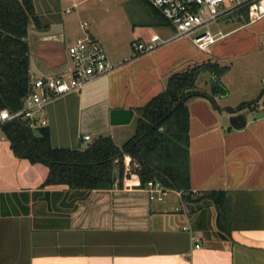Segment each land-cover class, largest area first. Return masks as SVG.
<instances>
[{"label":"crops","instance_id":"1","mask_svg":"<svg viewBox=\"0 0 264 264\" xmlns=\"http://www.w3.org/2000/svg\"><path fill=\"white\" fill-rule=\"evenodd\" d=\"M32 1L41 27L28 25L29 77L59 75L67 67L69 42L82 35L81 23L96 9L88 16L85 0ZM129 3L136 4L134 12L145 18L143 24L154 29L151 35L162 38L161 31L171 29L155 24L143 1ZM87 31L101 44L95 26ZM134 62V56L116 58L110 73L41 110L52 147L76 149L83 146V134L91 139L109 135L117 146L131 137L138 109L150 91L160 89L158 84L164 90L171 75L137 81L145 85L143 92L129 73ZM223 86V97H209V82L206 95L185 103L189 189L166 188L161 202L148 199L134 173L127 184L111 189L42 186L47 167L16 158L0 129V264H264V95L241 83V92L250 93L230 104V90ZM242 103L248 104L238 108ZM218 192L228 201L222 228L211 198H185L187 193L196 198Z\"/></svg>","mask_w":264,"mask_h":264},{"label":"trees","instance_id":"2","mask_svg":"<svg viewBox=\"0 0 264 264\" xmlns=\"http://www.w3.org/2000/svg\"><path fill=\"white\" fill-rule=\"evenodd\" d=\"M141 1L148 5L155 24L170 27L156 8L147 0ZM235 16L248 22L244 9L237 11ZM31 22L41 27L32 0H0V110H18L28 92L29 47L25 38ZM201 69L211 75L209 97L225 96L227 90L221 83V76L228 70L226 66L208 61L172 73L164 90L138 109L133 134L121 146L109 135L99 134L76 149L54 148L50 145L47 127L39 128V135H34L20 120L2 122L0 129L16 158L47 167L42 186L62 185L71 190L111 189L114 184L122 187L134 173L140 188L153 181L165 188L186 192L189 180L185 103L194 96L206 95L194 90ZM245 104L248 103L238 108ZM185 198L193 202L211 198L218 210L217 225L222 228L221 218L228 202L223 192L196 198L187 193Z\"/></svg>","mask_w":264,"mask_h":264},{"label":"rangeland","instance_id":"3","mask_svg":"<svg viewBox=\"0 0 264 264\" xmlns=\"http://www.w3.org/2000/svg\"><path fill=\"white\" fill-rule=\"evenodd\" d=\"M123 1L85 0L83 3L88 16L89 10L96 9L94 14L84 19L87 20L88 27L95 26L98 29L101 45L111 62H114L116 58H131L133 52L130 44L146 39L154 32L152 27L143 24L142 21L145 18L136 11L134 12L136 4L129 3L127 0L126 14L124 7L127 3H121ZM147 16L149 15L147 14ZM205 29L213 35L226 34L224 39L212 45L210 50L212 51V62L229 68V71L221 78V83L227 84L230 90L227 102L233 104L241 96L246 97L250 93L249 89L245 90L244 94L241 92L239 89L241 83H246L249 88H259L258 92L264 95V17L247 24L236 17L234 13L209 24ZM172 33V30L166 27L159 35L163 38L172 35ZM169 43L158 47L151 53L135 57V62L129 66V73H131L129 75L132 81H135V85L139 89L141 87L143 92L145 85L141 86L137 81H160L162 76L158 77L159 71L162 68H164L163 71L167 69L168 65H171L172 59L184 58L196 53L191 42V35L174 39ZM199 55L205 57L203 53L199 52ZM158 66L160 68H157ZM209 82L210 73L206 69L199 70L196 80L197 90L204 92L208 89ZM150 92H153L150 94H157L160 91ZM251 116L249 115V117ZM123 140H125L124 137L120 138V141ZM117 142L119 143V141ZM25 173L22 171V174Z\"/></svg>","mask_w":264,"mask_h":264},{"label":"built area","instance_id":"4","mask_svg":"<svg viewBox=\"0 0 264 264\" xmlns=\"http://www.w3.org/2000/svg\"><path fill=\"white\" fill-rule=\"evenodd\" d=\"M168 21L172 35L163 39L151 35L145 41L130 44L134 57L151 53L170 41L191 35L192 44L203 51L226 34H211L205 28L240 10H246L248 23L264 17V0H147ZM69 9L67 10V12ZM82 35L72 39L67 48L66 70L56 76L29 77L28 92L22 98V106L16 111L0 110V123L5 121H24L32 131L47 125V120L40 112L54 98L69 92L78 91L92 79L107 75L115 66L108 60L102 45L90 39L87 33L88 23H81ZM88 134L81 136V141L89 142ZM131 175V174H130ZM128 179L125 180L127 184ZM138 183V182H136ZM143 189L150 201H163L166 188L159 182L148 181ZM199 247V244H195Z\"/></svg>","mask_w":264,"mask_h":264},{"label":"water","instance_id":"5","mask_svg":"<svg viewBox=\"0 0 264 264\" xmlns=\"http://www.w3.org/2000/svg\"><path fill=\"white\" fill-rule=\"evenodd\" d=\"M87 33H88V35H89V37H90V39H93V36L89 33V31H87ZM226 36V35H225ZM224 36V37H225ZM224 37H222V38H220V39H218V40H216L214 43H212L210 46H209V49L207 50V51H203V50H200V49H198V48H196L195 46L193 47V48H195L196 49V53L194 52V53H192V54H190L188 57H184V58H182V57H179V58H177V59H172V61H171V65H168V67H167V69H165L164 71H163V69L164 68H162L161 69V71H159V75H158V77H160V76H165L166 74H168V73H176V72H178L179 71V69L180 68H182V67H189V66H191V65H195V64H201V63H204V62H208V61H211V53H212V51L210 50V47L212 46V45H214L215 43H217V42H220V41H222L223 39H224ZM170 44V43H169ZM199 52L200 53H203L204 55H205V57H203V56H200L199 55ZM29 61H30V71H32V69H31V67H32V59H31V57L29 58ZM166 64H169V63H166ZM165 67H166V65H165ZM157 68H160L159 66L157 67ZM159 80V79H158ZM160 88V89H159ZM162 87L161 86H159V84H158V91H161L162 89H161ZM156 90V89H155ZM153 93V92H152ZM156 94H150L148 97H147V99H146V101L145 102H147L149 99H151L152 97H154ZM144 102V103H145ZM93 133H95L96 131H92ZM33 134L34 135H39V132H38V130H34L33 131ZM87 143L86 142H84L83 143V146H85ZM113 180L115 181V173L113 174Z\"/></svg>","mask_w":264,"mask_h":264}]
</instances>
